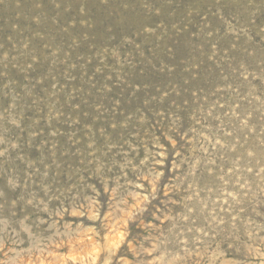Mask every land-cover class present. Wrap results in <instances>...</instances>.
Wrapping results in <instances>:
<instances>
[{
  "label": "rangeland",
  "instance_id": "obj_1",
  "mask_svg": "<svg viewBox=\"0 0 264 264\" xmlns=\"http://www.w3.org/2000/svg\"><path fill=\"white\" fill-rule=\"evenodd\" d=\"M0 264H264V0H0Z\"/></svg>",
  "mask_w": 264,
  "mask_h": 264
}]
</instances>
